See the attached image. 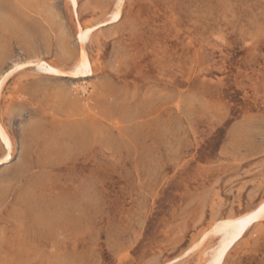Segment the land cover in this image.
<instances>
[{"label": "rangeland", "instance_id": "1", "mask_svg": "<svg viewBox=\"0 0 264 264\" xmlns=\"http://www.w3.org/2000/svg\"><path fill=\"white\" fill-rule=\"evenodd\" d=\"M76 3L0 0V264H212L264 201V0Z\"/></svg>", "mask_w": 264, "mask_h": 264}, {"label": "bare ground", "instance_id": "2", "mask_svg": "<svg viewBox=\"0 0 264 264\" xmlns=\"http://www.w3.org/2000/svg\"><path fill=\"white\" fill-rule=\"evenodd\" d=\"M69 1L71 5L76 9L77 8L76 0H69ZM119 19H120V12L118 11L115 13L113 17V21H118ZM89 35L90 32H85L82 29L79 30V39L82 45H85L87 43ZM35 67L38 69L37 71H39L40 73L49 76H57L60 73H62L60 70H58L57 68L46 62H38L37 64H35ZM18 69H20V67H17L15 70L8 72L5 76L3 75L4 77L0 80V93L8 77ZM68 74L73 79H79L93 75L92 66L88 56L86 54H82L80 56L78 64ZM0 139L6 147V154L3 159L5 161H10L13 158L12 144L6 130L4 129L1 123H0ZM263 215H264V201L252 212L239 217L235 221H227L223 223L219 228V231L223 233V237L220 246L214 255L212 264H223L227 255L230 253L232 248L237 243V240L245 233V231L249 226L259 222L260 219L263 217Z\"/></svg>", "mask_w": 264, "mask_h": 264}]
</instances>
